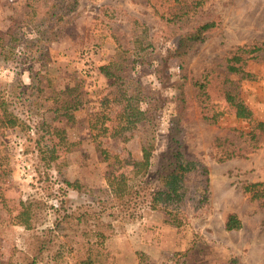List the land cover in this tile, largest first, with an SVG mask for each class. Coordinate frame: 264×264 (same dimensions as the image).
I'll list each match as a JSON object with an SVG mask.
<instances>
[{"label": "rangeland", "instance_id": "rangeland-1", "mask_svg": "<svg viewBox=\"0 0 264 264\" xmlns=\"http://www.w3.org/2000/svg\"><path fill=\"white\" fill-rule=\"evenodd\" d=\"M63 2L0 0V98L20 120L0 133V168L6 171L0 176V264H24L25 255L34 256L36 247L33 232L13 220L15 213H8L2 198L11 210L35 196L50 205L63 201L70 213L83 206L101 211L95 201L107 197L111 167L92 142L90 119L115 88L114 79L101 73L102 66L115 64L117 75L129 76L126 88L141 91L156 104L154 128L140 125L125 146H105L113 153L124 150L123 158L140 163L146 157L144 146L154 144L147 180L157 188L158 164L168 147L181 82L178 62L169 55L177 35L200 23H217L186 61L192 79L205 70L223 72L221 63L229 51L264 42V0H80L78 10L60 23ZM246 70L252 80L232 78L239 81L240 97L254 112L253 121L237 119L234 109L213 92L212 103L224 112L219 125L202 120L197 105L187 122L186 152L210 169L209 202L188 206L181 230L166 224L165 214L150 210L145 201L116 209L115 234L94 247L91 264H228L234 258L241 264H264V207L242 190L246 182H264V140L244 159L220 163L212 151L218 137L239 143L232 128L250 132L264 123V56L250 61ZM195 91L189 87L191 97ZM38 145L59 155L49 169L52 181L38 176L37 169L47 168L50 157L41 155ZM61 176L82 190L55 182ZM229 213L241 218L240 231L225 230ZM54 218L49 209L43 227ZM83 231L54 246L52 253L62 252L59 257L44 256L38 264H82L89 239Z\"/></svg>", "mask_w": 264, "mask_h": 264}, {"label": "trees", "instance_id": "trees-1", "mask_svg": "<svg viewBox=\"0 0 264 264\" xmlns=\"http://www.w3.org/2000/svg\"><path fill=\"white\" fill-rule=\"evenodd\" d=\"M61 1H64L65 7L64 12L57 15L60 23L74 14L80 6V0ZM216 28L217 23L209 21L200 23L185 34L177 35V42L169 54L170 58L178 62L181 82L177 87L176 113L169 122L168 147L161 154L158 164L157 188H153L147 180L155 152L154 144L144 146L146 157L140 163L133 162L129 156L123 158L124 150L113 153L105 146L108 142L125 146L140 125L154 128L156 104L143 96L141 91L131 86L126 88L125 83L129 76L117 75L115 64L100 68L101 73L108 79H114L112 84L115 87L103 97L100 110L90 119L92 142L102 159L111 167L106 178L109 187L107 197L95 201L101 211L83 206L71 213L66 210L63 201L60 206L50 205L43 198L31 196L26 200H20L14 210H11L7 199L2 198L1 203L8 213H15L12 216L13 220L33 232V241L36 243L34 256L31 257L27 253L24 264H38L44 256L47 258L53 256V259L59 257L62 252L52 253L54 246H60L61 240L70 242V239L79 236L82 227L83 232L89 237L86 242L88 257L82 264H91L94 247L104 245L115 234V222L120 217L116 211L118 208H135L140 201H145L150 210L165 214L166 224L181 230L186 224L187 207L191 205L193 208L203 207L209 202L210 169L206 164L189 157L186 152L187 122L191 118L194 105H197L202 120L211 125H219L224 112L218 110L217 104L212 103L213 92L217 93L219 100L234 109L237 119L253 121L254 112L240 97L239 81L233 79L232 75L238 76L240 81L252 80L254 75L246 70L247 64L250 61H258L264 56V42L245 44L225 55L221 63L223 72L211 69L205 70L200 77L194 79L188 77L185 64L189 55L199 44L205 42L208 34ZM190 86L196 89L194 97L190 96ZM144 104L147 107H143ZM0 111L3 113V117L0 118V133L18 125L19 118L9 111L7 104L1 98ZM231 130L236 134L239 143L221 137L213 141L212 151L216 153L215 158L218 162L247 158L248 154L262 147L264 123H259L256 129L250 132L236 128ZM243 143L247 148L241 147ZM38 150L41 155L45 152L50 154L46 159L47 168L37 169L38 176L40 180L44 177L51 180L49 169L59 159V155L51 147L45 151L38 145ZM121 169L124 171H120ZM4 173L6 171H1L0 168V176ZM55 182L77 191L82 190L78 184L72 183L63 176L55 179ZM242 190L251 202H259L264 207V182H246ZM49 209L54 211L55 218L51 226L43 227ZM224 226L228 232L240 231L243 222L237 213H229L225 218ZM228 264L241 263L234 258Z\"/></svg>", "mask_w": 264, "mask_h": 264}]
</instances>
